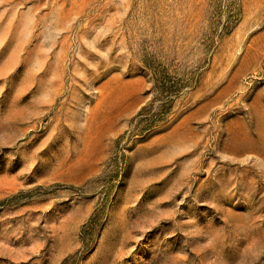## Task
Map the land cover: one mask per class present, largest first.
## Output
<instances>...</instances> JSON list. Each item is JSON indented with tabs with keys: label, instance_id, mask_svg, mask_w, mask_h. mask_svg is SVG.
<instances>
[{
	"label": "rangeland",
	"instance_id": "1",
	"mask_svg": "<svg viewBox=\"0 0 264 264\" xmlns=\"http://www.w3.org/2000/svg\"><path fill=\"white\" fill-rule=\"evenodd\" d=\"M0 264H264V0H0Z\"/></svg>",
	"mask_w": 264,
	"mask_h": 264
},
{
	"label": "trees",
	"instance_id": "2",
	"mask_svg": "<svg viewBox=\"0 0 264 264\" xmlns=\"http://www.w3.org/2000/svg\"><path fill=\"white\" fill-rule=\"evenodd\" d=\"M169 92H170V88L166 86H164L160 91V93L163 95H167ZM153 103H154L153 101L149 102L147 105L141 108L139 114L137 115L139 124H142V127H140V129L137 131L139 134H145L146 136H151L157 133L159 131V128L167 122V118L172 104L171 99L169 100L168 98L162 100L156 107H153L154 105ZM96 217L98 216L96 215L93 216L92 220L94 221ZM98 224L99 223L94 222L92 228L93 229L99 228Z\"/></svg>",
	"mask_w": 264,
	"mask_h": 264
}]
</instances>
